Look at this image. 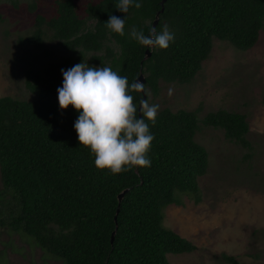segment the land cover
Instances as JSON below:
<instances>
[{
  "label": "trees",
  "instance_id": "trees-1",
  "mask_svg": "<svg viewBox=\"0 0 264 264\" xmlns=\"http://www.w3.org/2000/svg\"><path fill=\"white\" fill-rule=\"evenodd\" d=\"M37 1L26 0L27 8L33 11ZM139 2L141 8L125 14L116 8L118 0L89 1L79 16L73 0H54V13L48 18L35 13L19 41L43 48L47 30L66 56L55 65L25 69L23 83L31 98L0 95V227L30 236L60 264H172L166 253L188 252L194 244L163 225L162 209L181 204L182 195L194 202L201 198L197 179L206 172L207 151L194 139L198 123L220 128L226 140L251 148L242 112L217 108L198 118L194 110L163 106L154 126L146 121L154 136L150 167L114 175L95 166L74 128L79 112L59 106L61 69L80 62L110 67L129 85L142 72L144 88L155 95L159 81L191 80L212 37L245 50L264 22V0H164L155 28L159 32L168 25L175 39L167 49L149 48L143 57L145 46L128 33L135 27L147 35L160 5L159 0ZM112 15L126 16L125 36L106 27ZM130 94L137 105L141 92ZM221 257L236 264L232 255Z\"/></svg>",
  "mask_w": 264,
  "mask_h": 264
},
{
  "label": "rangeland",
  "instance_id": "rangeland-1",
  "mask_svg": "<svg viewBox=\"0 0 264 264\" xmlns=\"http://www.w3.org/2000/svg\"><path fill=\"white\" fill-rule=\"evenodd\" d=\"M94 0H73L84 16V5ZM48 18L54 0H38L32 11L26 0H0V95L31 98L23 83L28 67L55 65L66 56L46 30L44 47L19 41L33 25L34 14ZM88 56V54H87ZM150 104L194 110L197 117L224 108L242 112L248 123L246 138L251 148L230 142L222 129L198 123L194 139L207 151L206 172L197 179L201 198L162 209L164 226L190 240L188 252L166 253L172 264H264V22L255 43L245 50L212 37L208 56L190 81H159ZM30 238L32 241L33 239ZM25 235L0 227V262L3 264H60V261Z\"/></svg>",
  "mask_w": 264,
  "mask_h": 264
},
{
  "label": "clouds",
  "instance_id": "clouds-1",
  "mask_svg": "<svg viewBox=\"0 0 264 264\" xmlns=\"http://www.w3.org/2000/svg\"><path fill=\"white\" fill-rule=\"evenodd\" d=\"M131 7L139 9V0H118L116 8L127 14ZM125 18L112 15L106 27L120 36H125ZM130 38L147 48L167 49L175 39L168 25L157 32L150 28L147 35L133 27ZM63 86L57 89L61 109L72 105L79 116L74 123L78 141L90 149L98 169H107L111 174L128 172L137 167H150L148 153L154 136V126L159 111L158 104L142 99L137 105L131 92H144L143 82L138 79L129 85L128 79L110 67L90 66L80 62L67 70L61 69Z\"/></svg>",
  "mask_w": 264,
  "mask_h": 264
},
{
  "label": "water",
  "instance_id": "water-1",
  "mask_svg": "<svg viewBox=\"0 0 264 264\" xmlns=\"http://www.w3.org/2000/svg\"><path fill=\"white\" fill-rule=\"evenodd\" d=\"M163 2H164V0H159V5H160V7L154 12V16H153V19L151 20L150 28L155 27V25H156V23H157V21H158V14H159V13L162 11V9H163ZM149 31H150V29H149ZM149 31H148V32H149ZM149 54H150V50H149V48L145 47L143 57H146V56H148ZM137 79H138L139 81H141V82L144 83L145 79H144V76H143V73H142V72H139V73L136 75V77L134 78L133 82H135ZM145 97H146L145 93H144V92H141V99H140V101H141L142 99H145ZM140 101H139L138 104H137V109H138V111H137V115H138V117L141 115L140 112H139V104H140ZM126 190H127V188H124V189H122L121 191H119V192L117 193V200H118V201L120 200V198L122 197L123 193H124ZM116 211H117V208H116ZM114 218H115V214H114ZM115 227H116V226L114 225V228H113L112 231H111V234H110V241L112 240V237H113V233H114Z\"/></svg>",
  "mask_w": 264,
  "mask_h": 264
}]
</instances>
